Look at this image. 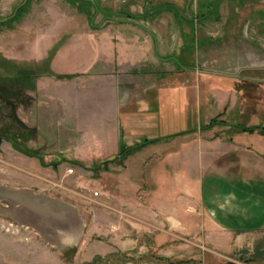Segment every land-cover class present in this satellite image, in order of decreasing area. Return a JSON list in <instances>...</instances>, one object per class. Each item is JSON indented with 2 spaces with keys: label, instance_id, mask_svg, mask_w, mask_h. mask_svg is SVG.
I'll return each instance as SVG.
<instances>
[{
  "label": "rangeland",
  "instance_id": "rangeland-1",
  "mask_svg": "<svg viewBox=\"0 0 264 264\" xmlns=\"http://www.w3.org/2000/svg\"><path fill=\"white\" fill-rule=\"evenodd\" d=\"M21 1L0 0V20L9 17ZM98 1L118 19L103 22L104 15L98 11L93 24L102 25L99 30L91 29L86 16L66 0H33L21 19L0 26V264H87L98 257L74 262L75 248L60 253L50 242L45 251L40 235L24 226L21 217L6 215L22 204L7 198L14 183L13 167L21 166L10 153L14 145L18 151L34 149L40 153L34 152L36 156L50 162V181L58 172L53 165H62L63 179L57 186L62 191L51 192L56 200L86 215L90 244L115 249L114 242L127 243L124 251L111 250L93 264H235L205 251L202 261L195 263L185 262V256L171 257L168 250L182 246V236L169 235L161 217L153 225L143 219L136 226L133 208L124 210L125 216L120 214L122 203L114 193L117 179L103 176L109 166L118 168L117 163L99 162L112 159L120 144L128 147L159 135L171 107L180 126L196 133L171 142L160 138L159 148L127 158L128 164L154 163L169 152H179L184 143L221 137L223 128L202 131L199 123L201 109L206 123L220 112L230 124L235 119L234 110L227 108L230 105L223 106L225 101L216 109L220 101L213 91L216 87L239 88L254 106L261 103L262 95L257 98L249 85L258 89L263 83H245L246 79L264 81V0ZM163 4L176 8L177 16L160 9ZM121 9L134 21L123 22L124 16L118 15ZM145 11L147 21L140 18ZM151 37L159 58L152 52ZM186 41L194 49L190 55L180 50ZM173 54L181 58L182 67L165 60ZM23 68L39 78V89L30 87L31 80L5 78ZM81 69L86 73L69 83L48 74ZM90 74L93 79L87 78ZM93 165L98 168L92 169ZM15 177L22 188L21 178ZM142 186L143 191L151 188L148 177ZM107 190L114 191L107 194ZM147 198L137 196L144 210L150 208ZM165 257H170L168 262L158 259Z\"/></svg>",
  "mask_w": 264,
  "mask_h": 264
},
{
  "label": "crops",
  "instance_id": "crops-1",
  "mask_svg": "<svg viewBox=\"0 0 264 264\" xmlns=\"http://www.w3.org/2000/svg\"><path fill=\"white\" fill-rule=\"evenodd\" d=\"M150 39L152 52L159 58L156 40L152 37ZM128 53L131 56L136 55L134 52ZM135 72L137 71L132 69V73ZM53 73L48 72L50 77L62 83H69L86 72L81 69L62 72L65 74H57L61 72L56 71ZM37 78L36 76L24 80H31L30 87L37 90L40 87ZM87 78L93 79L94 76L90 74ZM246 81V86L263 83L259 84L258 89L249 85L257 98L262 95L261 103L257 106H254L250 96L245 97L239 88L221 86L213 90L217 100L220 99L217 110L223 101V106L230 105L228 110H234L236 116L233 123L225 121L223 112H220L218 124L208 128L210 121L218 115L206 123V113H203L202 109L199 111V123L202 127L199 128L209 131L219 126L225 130L221 137L209 140L200 138L192 144L184 143L179 152H169L163 159H155L154 163H127V158L159 148L162 144L159 140L160 142L146 146L124 159L116 166L118 168L109 166L110 170L103 174L117 179L116 190H107L106 193L111 194V191H114L118 196L122 203L120 214L125 216L127 214L124 210L133 208L132 216L136 219V226L139 221L142 223L143 219H150L153 222L150 225H153L156 217H161L169 226V235L182 236L183 245L168 250L174 259L185 256L188 260L185 262H200V257L205 251L223 256L235 264L264 261V132H243L237 128L264 127V81ZM212 93L211 91L210 94ZM200 97L204 98L203 95ZM227 100L230 102L227 103ZM169 111L170 116L162 120L160 134L144 140L168 138L167 141L171 142L176 138H185L196 133V129L180 126L173 117L175 109L171 107ZM24 149L30 152L34 150L29 147ZM118 149L119 145L114 153L117 154ZM34 152L40 154L38 151ZM10 153L15 162H21L22 167H13L14 183L9 187L12 191L7 192V198L12 201L18 199L22 204L18 210L9 211L6 215L11 217L16 213V217H21L24 226L40 235L45 251L47 242L53 244L60 253L75 248L73 260L81 263L97 256L104 258L112 252L111 250L118 249L122 252L127 248V243L121 241L114 242L115 249L110 246L102 247L100 243H89L90 238H87L85 232L86 215L78 207L56 200L51 192V189L58 193L62 191V188H57L58 180L63 179L62 172H59L62 165H53L57 167L58 175L54 173V180L50 181L47 179V170H53L50 162L47 163L41 157L24 156L14 147L10 148ZM143 174L148 177L151 185L150 189L144 191ZM16 175L21 178L22 188L18 186L17 181L20 179L17 180ZM138 194L148 196L146 203L148 202L150 208L146 207L144 210V206L137 199ZM19 197H22L21 200ZM129 203L133 204V207ZM91 234L90 232L89 235ZM166 258L168 260L170 257Z\"/></svg>",
  "mask_w": 264,
  "mask_h": 264
},
{
  "label": "trees",
  "instance_id": "trees-1",
  "mask_svg": "<svg viewBox=\"0 0 264 264\" xmlns=\"http://www.w3.org/2000/svg\"><path fill=\"white\" fill-rule=\"evenodd\" d=\"M32 1L33 0H22L21 3L13 10L12 14L9 17L0 20V26L9 27L15 21L21 19V17L25 13H27V11L29 9L28 6L30 5V3ZM66 1H68L70 3V5L73 6L76 9L77 12H79L81 14L83 13L86 16L88 24H89L90 28L93 29V30H96V29L99 30V29H101L100 27L102 26V25H94L93 24V19L95 17V14L98 11L101 12L104 15L103 16V18H104L103 22H106L108 20H114V21L118 20L116 18H113L114 13L112 12V10L101 6L98 0H66ZM160 9L165 10L167 12L171 11L173 16H177L176 8H174L171 5L163 4L160 7ZM89 10H93V12H89ZM157 13L155 15H157ZM118 15L124 16L125 19L123 20V22H128L130 20L132 21L134 19V17H132L131 15L125 13L122 9L120 10ZM155 17L156 16H150L149 18L151 20H153V18H155ZM140 18H141V20L142 19L145 20V21L148 20L146 11L144 13H142ZM120 21H122V20H120ZM153 45H154V49H155L154 40H153ZM180 50H181V52L187 53V54L190 55L194 51V49H193V47L191 45V41L190 42L186 41L185 44L183 43ZM180 59L181 58L178 57V56H169L165 60L173 61V62H175L176 65H178L179 67H182L183 65H182V62H181ZM34 77H36L35 73H33L29 69L23 68V69H18L16 75L7 76L5 78L9 79V80H24V79H27V78H34ZM219 116L220 115H218L216 118L212 119L210 121V123L207 125V127L208 128L215 127L218 124L217 123V118ZM237 128L240 131H243V132H253L254 130H258L260 132H264V127H261V126L252 127V128H245V127L238 126ZM158 141H159V139L143 140L142 142L137 143V144L132 145V146H129V147H126V146L120 144L119 145V149H118V153L112 159L107 160V161L99 162V164L103 165V164L117 163L115 165H119L127 157L133 155L137 151L145 148L146 146H149L151 144H156ZM14 146H15L14 148H16V145H14ZM19 151L24 153L25 155H28V156H36V153L30 152V151H28L26 149H20L19 148ZM36 157H38V156H36ZM38 158H40V157H38ZM71 163H73L75 165L82 166V164L80 162H78V161H72ZM91 168L92 169H96V168H98V165H93ZM99 259L100 258H98V257L94 258L90 263H87V264H93L95 261H97ZM158 259L159 260H163L164 262H168L167 259H161V258H158Z\"/></svg>",
  "mask_w": 264,
  "mask_h": 264
}]
</instances>
